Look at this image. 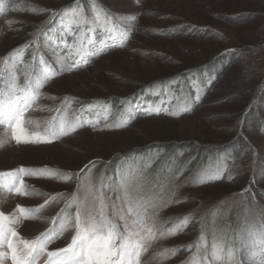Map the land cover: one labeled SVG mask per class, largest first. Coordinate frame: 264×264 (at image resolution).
Masks as SVG:
<instances>
[{"label":"rangeland","instance_id":"rangeland-1","mask_svg":"<svg viewBox=\"0 0 264 264\" xmlns=\"http://www.w3.org/2000/svg\"><path fill=\"white\" fill-rule=\"evenodd\" d=\"M27 1L37 9L25 8L23 13L9 16L13 31L8 30L7 20L0 18V80L7 79V90L0 93V108L8 107L10 96H20L23 106L20 89L38 93L24 114L20 134L42 142L17 143L14 127L0 117L4 121L0 122V212L20 218L11 225L20 237L32 240L46 230L58 229L61 209L67 208L74 216L78 206L81 210L90 206L97 195L103 197L106 215L117 225L118 233L127 236L120 216L126 217L129 230L136 219L124 199L125 186H129L137 188L144 201L157 206L148 213L153 216L154 223L148 226L153 227L155 238L144 244L139 264H264V135L254 122L257 115L264 119V109L251 112L250 107L264 85V0H96L113 15L110 33L97 37L96 24H91L84 11L82 26L77 22L76 30L67 31L64 37L67 55L57 61L51 55L59 52L49 47L40 59L41 66L32 71L28 61L12 64L6 55L39 33L45 18L41 7L60 0ZM90 11L95 21L98 16L93 8ZM201 25L205 30L199 29ZM91 30L96 36L88 39L92 49L82 53V37ZM127 31L131 32L127 45L98 55L101 41L104 46L107 41L114 46L116 35ZM231 49L238 53L230 54ZM205 68L209 71L197 75L191 84L178 86L181 96L173 105L169 99L175 86L146 89L166 77L180 78ZM56 72L57 76L51 75ZM211 83L213 91L196 105ZM143 89L131 109L122 103ZM195 105L190 115H181ZM248 105L250 110L243 112ZM154 108L158 111H151ZM59 110L58 122L50 125ZM172 112L181 117H169ZM159 113L163 115L153 116ZM243 116L241 126L239 118ZM61 125L65 135L59 134ZM243 133L258 153L254 164L258 171L232 179L244 168L245 155L217 152V145L224 142L235 149L243 144ZM143 140L151 145L127 153ZM187 148L191 150L187 152ZM123 153L127 154L119 157ZM22 167L72 176L64 181L23 175L19 173ZM89 170L90 185L85 183ZM225 175L232 180L205 184ZM21 180L28 192L62 193L64 198L44 208L40 219H25L17 206L34 209L46 197L18 195ZM232 186L239 187V192L221 198L226 187ZM242 194L247 197L240 202ZM73 196L76 203H72ZM217 202L230 205L231 213L227 209L226 214L232 219L233 211L241 209L242 219L235 223L238 228H231L233 223L214 212ZM132 207L135 210L134 201ZM184 217H189L187 226L174 235H162ZM74 235L75 228L69 225L48 244V250L67 247ZM9 251L0 246V252ZM50 259L43 253L38 264H49ZM0 264H13L10 255Z\"/></svg>","mask_w":264,"mask_h":264},{"label":"snow or ice","instance_id":"snow-or-ice-1","mask_svg":"<svg viewBox=\"0 0 264 264\" xmlns=\"http://www.w3.org/2000/svg\"><path fill=\"white\" fill-rule=\"evenodd\" d=\"M80 17L82 22V13H80ZM19 91L23 93V106L20 103L21 97L17 96L15 100L9 102L7 108H0V117L7 120L10 128L14 127L13 135L17 143H40L42 141L38 137L29 139L20 134L24 114L35 101L38 93L34 94L23 89ZM183 110L187 111L188 109ZM151 111L155 112L158 109L154 108ZM170 114L178 115L179 113L172 112ZM0 122L4 121L0 120ZM59 134H66L63 125L60 127ZM19 173L64 181L71 179L72 176L71 173L60 174L56 170L47 168L32 170L22 167L19 169ZM85 183L89 185L91 183L90 170ZM16 192L18 195L38 194L46 197L44 203L34 209L17 206L18 212L25 219H40V213L44 208L64 198L62 193L49 195L35 193V190L28 192L25 190L22 180ZM124 199L129 202L128 212L136 217L131 221V230H129L126 217L120 216V219L125 220L124 227L128 231L127 236L120 235L117 231V225L112 223L106 215L107 206L100 195L91 200L90 206L84 207L82 210L78 206L74 216L69 214L67 208L61 209L58 213L61 219L59 228L46 230L32 240L20 237L15 228L11 227V225L20 222L19 217L13 219L8 214L0 212V246H6L10 250L9 252H0V262L10 255L13 264H38L41 254L47 253V256L52 258L49 264H139V256L144 244L147 240L155 238L153 227L148 226L149 223H154L153 216L148 213L150 208L155 210L157 206L150 201H144L135 187L125 186ZM133 201L135 202V210L132 207ZM72 203H76L75 196L72 198ZM52 222H55V218ZM188 222L189 217H184L179 224L169 229L167 233H162V235H174L176 231L187 226ZM69 225L75 228V235L72 237L71 243L65 248L49 251L48 244L59 238ZM141 232L145 234L141 235ZM117 239L121 241L119 245L115 243Z\"/></svg>","mask_w":264,"mask_h":264},{"label":"trees","instance_id":"trees-1","mask_svg":"<svg viewBox=\"0 0 264 264\" xmlns=\"http://www.w3.org/2000/svg\"><path fill=\"white\" fill-rule=\"evenodd\" d=\"M90 7L93 8L95 10L96 15L98 16L97 19L92 20L93 16H90ZM32 9L35 10L37 9V5H35L32 2H29L27 0H0V18H4L3 20H7V28L9 31H13L10 27V22H9V16L13 15L14 13H23L24 9ZM41 7V11L45 14L43 17H45L43 19V24H41L40 28L41 30L39 31V33L32 38L31 40H29L28 42H24L22 44H20L19 46H17L13 52L11 53V55H6L7 60H11L12 64L17 63L20 65H23V62H27L29 63V67L31 68L30 71H32L34 69V67L41 66V57L42 55H46L47 54V49L49 50V47H52L55 51L59 52L58 55H51L54 56L55 60L57 59V61L63 56V55H67V50L64 48L63 42H64V37H66V32H72L74 30H76V23L79 26H82L81 24V17H80V13H82V17H83V13L84 11H87V19L89 17V20L91 21V24L95 23L96 24V28L97 33H100V35L98 34V36L103 37L106 34H109L111 29H110V22L113 23V15L112 13H107L105 11V9L103 8V5L99 4V2H97L96 0H60L59 3H52V5H48V6H44V8ZM101 8V11L99 10ZM39 9V8H38ZM104 12V14H103ZM96 17V16H95ZM193 28V27H192ZM205 26H200L199 29L200 30H205ZM53 29V30H52ZM74 29V30H73ZM64 31V34H61ZM59 32V33H58ZM61 32V33H60ZM95 31L91 30V32L89 31V33H86L85 37H82V49L81 52H87L88 50L92 49V44L90 42H88V39L93 40L94 38H96L95 36ZM82 33V32H81ZM125 34H122L121 36H117L116 35V42L117 44H114V46L110 45L109 42H106V45L104 46V41H101L102 44H99V48H98V55H102L104 54L106 51L113 49L115 47L117 48H122L125 45L128 44L129 42V35H130V31L124 32ZM93 51V50H92ZM234 51V52H232ZM94 52V51H93ZM230 54L233 53V55H236L235 53L237 52V49H231L230 50ZM5 55H1L2 58H4ZM232 56V55H231ZM232 57H229L227 59L228 63L230 62ZM35 65V66H34ZM53 66L55 67V65L53 64ZM220 70V66L218 67ZM5 69V68H3ZM42 69H44V66L41 68L40 71H42ZM207 71H209L208 68L205 69H199V71H192V72H187L185 75L180 76V78H178V76H174V77H166L164 78L162 81L155 83L151 86H147L146 89L149 88H156L155 90L158 91V87L159 85H163V86H175L176 88L172 91V95L169 99V103L171 105H173V103H175V99L179 96H181L179 94V90H178V86L181 87V84H183V86L185 87L186 84H191L190 82L193 81V79L196 78L197 75H201L203 73H206ZM262 72H264V68L262 70ZM214 74L217 76V72H214ZM51 75L57 76V72L56 75L53 73ZM53 78H49L48 81L52 80ZM48 81H46L45 83H47ZM214 81V79H213ZM186 82V83H185ZM209 82V81H208ZM178 83V84H177ZM263 85V84H261ZM213 86V83H211L208 86V89L201 95L199 101L197 102L196 105H201V101L204 100V97H206L209 93V90L213 91V89H211ZM145 89V88H144ZM144 89L140 92V93H136V95H134V99L132 98H128L124 101H122V103L124 104H129L130 109L132 108V102H136L138 98H140V94L144 91ZM3 90H7V79L3 78L0 80V93ZM167 91L168 94V90L165 89ZM260 91V92H259ZM264 85L260 86L257 90V96H256V100L255 99V105L254 107L250 104L251 112L253 111V108L258 110V108H262L264 109ZM259 93V94H258ZM41 96V93H39ZM16 95V94H15ZM167 96V95H166ZM164 96V97H166ZM16 97L14 96H10L7 100L8 101H13L15 100ZM6 101V100H5ZM2 103V100H0V104ZM196 105L190 109L187 112H184L181 115H190V113H192L194 111V109L196 108ZM172 107V106H171ZM170 107V108H171ZM250 107L248 105V107L246 106L244 108L245 112L246 110H250ZM162 113L153 115V116H160ZM163 115V114H162ZM181 115H171L169 117H181ZM252 115V113H251ZM58 118L56 117V119L53 121V123H51L50 125H55L60 116V110L58 113ZM244 116L243 118L240 120L239 118V125H243L244 124ZM254 122L258 123L259 127H258V131L261 132L262 135H264V119L259 117L258 115L256 116ZM50 125H47L45 128L47 129ZM241 135V134H240ZM242 142L243 144H239V145H235V149H233L232 145H227L222 142L221 145H217L219 148H217V152H226V153H232L234 156L236 154H240L243 153L245 155V160L243 162V169L242 171L239 173V175H235L233 177H231L232 179L234 178H238V176H245V174H247L248 172L250 174L253 175L254 172L257 173L258 171V167H254V164L257 162V157H258V153L257 151H254V143L251 140V138L243 133L242 135ZM50 140V139H49ZM227 139H224V141H226ZM151 145V142H146V140H143V143H139L137 145H135L133 148V150L131 151V149L127 152V153H131L135 150H144L147 148V146ZM190 148H187V152L190 151ZM237 151H239L237 153ZM127 153H123L120 154L119 157L125 156ZM202 154H206L210 155V152H204ZM126 158V157H125ZM257 165V164H256ZM264 170V169H263ZM264 172V171H263ZM229 177H227V175L223 176L222 178L216 180V181H210L208 183L205 184H213L216 182H221V181H227L228 179H226ZM232 179H229L228 181H231ZM204 185V184H203ZM238 188V189H236ZM236 192H239V187L236 186H232L230 188L225 189L224 191V195L221 196V198H227L228 196H232L233 194H235ZM244 192H247V188L244 189ZM243 196L239 195V201H243L246 200L245 198L247 197V195L242 194ZM246 196V197H244ZM239 202V207L241 206L242 203ZM230 207L229 204H226L224 202L219 203L217 202V204L215 206H213L212 208L215 210L214 212L217 213L218 216L224 218V219H228L229 222L233 223V225L231 226V228H238V225L235 223H238V221L240 219H242V213H241V209L238 208L235 211H233V219L231 218V216L226 214V210ZM228 214H230V210H227ZM230 212V213H229ZM221 218V219H222ZM210 221L209 218L204 222L205 226L207 227V222ZM222 221V220H221ZM220 223L223 225V221ZM203 225V224H202ZM196 239V237H195ZM192 244V243H191ZM191 244H187V245H191ZM195 244V240L193 241V245Z\"/></svg>","mask_w":264,"mask_h":264}]
</instances>
